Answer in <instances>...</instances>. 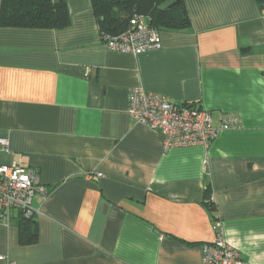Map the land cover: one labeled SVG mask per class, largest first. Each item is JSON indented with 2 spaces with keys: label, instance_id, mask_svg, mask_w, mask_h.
Instances as JSON below:
<instances>
[{
  "label": "crops",
  "instance_id": "0c3cea01",
  "mask_svg": "<svg viewBox=\"0 0 264 264\" xmlns=\"http://www.w3.org/2000/svg\"><path fill=\"white\" fill-rule=\"evenodd\" d=\"M66 7L63 29L0 26V165L48 190L28 242L18 211L0 221V264H201L217 231L264 264V0H183L189 26L139 55L104 47L91 0ZM137 88L232 127L165 150L127 113Z\"/></svg>",
  "mask_w": 264,
  "mask_h": 264
},
{
  "label": "built area",
  "instance_id": "2783aa9c",
  "mask_svg": "<svg viewBox=\"0 0 264 264\" xmlns=\"http://www.w3.org/2000/svg\"><path fill=\"white\" fill-rule=\"evenodd\" d=\"M101 41L109 51L131 55L161 48L159 32L140 14L132 16L124 32L116 36L102 35ZM127 113L136 124L158 131L165 150L192 146L207 148L221 131L232 127L230 117L215 127L208 110L191 103L176 105L165 96L141 88L130 91ZM0 147L6 151L7 142L0 140ZM47 194V188L39 183L31 169L14 163L0 165V221L8 224L12 211H18L23 218L33 217V199H44ZM201 264L248 263L217 231L211 243L201 246Z\"/></svg>",
  "mask_w": 264,
  "mask_h": 264
},
{
  "label": "trees",
  "instance_id": "16d2710c",
  "mask_svg": "<svg viewBox=\"0 0 264 264\" xmlns=\"http://www.w3.org/2000/svg\"><path fill=\"white\" fill-rule=\"evenodd\" d=\"M168 0H91L92 10L99 21L102 35L116 36L124 32L132 16L144 15L150 27L160 30H182L189 26L183 0H176L170 8L161 11L159 6ZM262 2L263 0H257ZM69 25L66 0H1L0 26L19 29H63ZM206 206L215 210L209 189L204 193ZM31 218L20 221V238L25 240ZM32 239V235H28Z\"/></svg>",
  "mask_w": 264,
  "mask_h": 264
},
{
  "label": "water",
  "instance_id": "95a60500",
  "mask_svg": "<svg viewBox=\"0 0 264 264\" xmlns=\"http://www.w3.org/2000/svg\"><path fill=\"white\" fill-rule=\"evenodd\" d=\"M174 3H176V0H168L159 6V10L164 11L170 8Z\"/></svg>",
  "mask_w": 264,
  "mask_h": 264
}]
</instances>
